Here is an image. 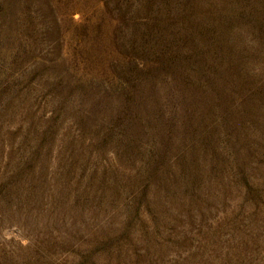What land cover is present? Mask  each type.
<instances>
[{
	"label": "rangeland",
	"instance_id": "obj_1",
	"mask_svg": "<svg viewBox=\"0 0 264 264\" xmlns=\"http://www.w3.org/2000/svg\"><path fill=\"white\" fill-rule=\"evenodd\" d=\"M0 264H264V0H0Z\"/></svg>",
	"mask_w": 264,
	"mask_h": 264
}]
</instances>
